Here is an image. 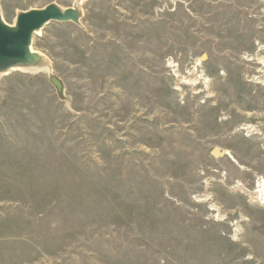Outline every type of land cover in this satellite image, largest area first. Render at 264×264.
Segmentation results:
<instances>
[{
    "label": "rangeland",
    "instance_id": "374dc122",
    "mask_svg": "<svg viewBox=\"0 0 264 264\" xmlns=\"http://www.w3.org/2000/svg\"><path fill=\"white\" fill-rule=\"evenodd\" d=\"M50 3L80 25L0 76V264H264V0L0 12Z\"/></svg>",
    "mask_w": 264,
    "mask_h": 264
},
{
    "label": "water",
    "instance_id": "95a60500",
    "mask_svg": "<svg viewBox=\"0 0 264 264\" xmlns=\"http://www.w3.org/2000/svg\"><path fill=\"white\" fill-rule=\"evenodd\" d=\"M81 17L82 9L77 3L68 8L50 3L44 8L20 12L13 25L8 24L0 12V76L12 70L45 67L47 60L33 49L34 35L50 22L80 25ZM50 82L63 96L64 84L61 79L50 75Z\"/></svg>",
    "mask_w": 264,
    "mask_h": 264
},
{
    "label": "bare ground",
    "instance_id": "6f19581e",
    "mask_svg": "<svg viewBox=\"0 0 264 264\" xmlns=\"http://www.w3.org/2000/svg\"><path fill=\"white\" fill-rule=\"evenodd\" d=\"M45 67L42 68H37L35 70L32 71H38V70H43ZM47 68V67H46ZM257 190L255 191V194L258 196L256 198H264V185H262L261 183L257 185Z\"/></svg>",
    "mask_w": 264,
    "mask_h": 264
}]
</instances>
